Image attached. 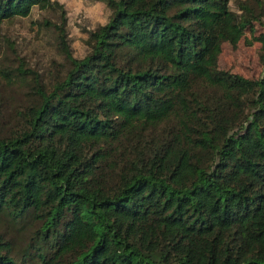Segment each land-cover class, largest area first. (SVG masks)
<instances>
[{
    "label": "trees",
    "instance_id": "obj_1",
    "mask_svg": "<svg viewBox=\"0 0 264 264\" xmlns=\"http://www.w3.org/2000/svg\"><path fill=\"white\" fill-rule=\"evenodd\" d=\"M98 1L77 55L0 0V39L59 18L50 62L0 42V264H264V0ZM258 25L261 75L222 69Z\"/></svg>",
    "mask_w": 264,
    "mask_h": 264
},
{
    "label": "rangeland",
    "instance_id": "obj_2",
    "mask_svg": "<svg viewBox=\"0 0 264 264\" xmlns=\"http://www.w3.org/2000/svg\"><path fill=\"white\" fill-rule=\"evenodd\" d=\"M64 7L68 18L70 44L77 55L82 54L83 40L86 29H93L107 20V9L98 0H57ZM255 0H237L235 7L243 4L252 7ZM58 21L57 12L35 11L29 19L17 20L7 24L1 31L2 45L16 46L22 58L32 67L50 62L58 55L55 44V34L42 29L44 20ZM44 27V26H43ZM261 26H255V31L245 33L236 47L225 44L220 57L222 69L246 78H258L262 72L259 60L260 45L256 37L262 32Z\"/></svg>",
    "mask_w": 264,
    "mask_h": 264
}]
</instances>
